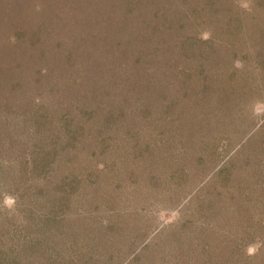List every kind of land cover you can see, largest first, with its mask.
<instances>
[{
	"label": "trees",
	"instance_id": "trees-1",
	"mask_svg": "<svg viewBox=\"0 0 264 264\" xmlns=\"http://www.w3.org/2000/svg\"><path fill=\"white\" fill-rule=\"evenodd\" d=\"M186 1L177 2L173 13H160L145 12L140 0H0V264H24L31 251L46 255L44 264H144V255L147 264H173V238L164 236V229L133 254L136 234L125 233L126 227L103 214L91 223H66L73 201L89 192L91 197L99 185L102 193L96 199L108 196L101 180L107 165L71 169L82 135H110L120 128L124 135H146L142 157L161 153L165 159L163 154L171 153L178 165L171 175L174 184L209 171L206 175L231 189L229 197L239 201H253L260 182L264 189V153L251 165L249 149L241 151L256 131L247 129L245 106L255 95L242 89L245 79L238 74H220L224 42L217 44L216 33L202 39L198 25L207 6L210 22L204 20L203 28L213 22L220 1H199L190 15L180 5ZM260 3L262 13L256 17L264 22V0ZM255 8L244 16L253 17ZM148 25L151 37L143 34ZM238 26L233 34L241 31ZM255 27L261 30L251 39L261 42L256 54L264 67V24ZM170 38L183 43L169 45ZM97 49L110 51L107 62L92 58ZM223 76L228 77L221 80ZM120 82L123 86L113 92ZM126 87L133 97L128 107L122 102ZM98 91L109 93L118 108L97 120L86 102L100 100ZM172 102L177 108L184 102L186 108L172 116ZM156 104L165 107L159 112ZM231 132L243 139L229 155ZM252 142L259 150L264 135ZM222 154L229 156L221 163ZM8 196L14 199L11 217L19 223L8 215ZM204 251L210 250L206 246ZM206 252L197 255L202 259Z\"/></svg>",
	"mask_w": 264,
	"mask_h": 264
},
{
	"label": "rangeland",
	"instance_id": "rangeland-1",
	"mask_svg": "<svg viewBox=\"0 0 264 264\" xmlns=\"http://www.w3.org/2000/svg\"><path fill=\"white\" fill-rule=\"evenodd\" d=\"M140 1H142V9L145 12H156L157 9H160V13L166 10L173 13L175 11L174 5L177 2L181 3V0ZM199 1L206 3L207 0H188L180 5L190 15L192 7L194 9V5ZM217 1L220 2L216 3L215 10H213V22L203 28L204 20L210 22L208 19L210 7L207 6L208 8L203 12L206 16L198 25L201 28L202 39L208 38L211 33H216L217 44L224 42L222 43L223 51L219 54L222 56L220 74H228V76L232 73L238 74L241 79H245L246 85L242 86V89L246 93L250 92L253 96L255 95L253 103H247L245 106H247L246 114L249 116L247 129L256 131L250 134L251 136H245L246 146L241 149V151L249 149L252 161L250 164L252 165L256 164L264 153V143L259 145V151L253 145L257 143L252 142V138L253 141L257 142L259 135H264V67L259 64L258 53L256 54V50L262 49L261 42L258 43L254 38L251 39L255 33L261 30V27L255 26L264 24L263 21L259 22L256 17L262 13L263 3H260L262 0ZM257 4L258 6H256ZM250 7H256L253 11V17L252 15L245 17L244 12H249ZM236 26H238L237 29L241 28L237 35L232 33ZM55 30L65 31L62 27H55ZM135 32L138 33L137 30ZM152 32V26L148 25L143 34L151 37ZM58 37L57 32L55 38ZM256 38L258 41H262L259 37ZM171 40L170 38L168 41L170 42L169 45L172 42L175 43V47L183 43L182 41L177 42L176 39ZM95 51L97 53L95 52L92 58L96 57L98 61L103 62L108 61L110 51L107 53L101 51L98 53V49ZM161 53L162 51L159 52L160 57H162ZM168 55L172 60V50L171 54ZM165 57L164 55L163 58ZM143 76L145 77V75ZM143 76L139 79L144 78ZM228 76L220 77V79H225ZM142 83L143 79L139 83L140 89ZM122 86L123 82L115 84L113 92L116 87ZM139 92L140 95L143 94L141 91ZM107 94L109 93L98 91L97 96L101 98L100 100L91 99L90 102H86L90 107L89 109L95 110L94 118L97 120L104 117V114L114 112L118 108V103L115 104L116 101H112L110 95L108 98ZM130 94L128 87H126L122 102L126 100L127 107L129 101L133 99ZM143 98L145 99L144 94ZM184 102L179 108H186V102ZM156 106L159 112L165 107L158 104ZM146 107L144 105V108ZM169 107H171L169 111L172 116L179 109L173 102ZM130 109L132 111V107ZM136 110L138 112L137 107ZM202 114H205L204 111ZM239 115H236L237 119ZM228 117L229 115H227ZM133 118L135 119L134 116ZM229 119L232 120L230 117ZM136 122L138 121L136 120ZM97 123L99 125V122ZM158 124L161 127V123L158 122ZM110 133V135L109 133L105 135H82L80 138L82 144L79 142L78 147L73 149L74 153L71 155L73 159L70 162L73 170L81 171L87 166H94L97 162L102 166L107 165L106 169L103 170L101 180L104 178L102 182L108 190V196L107 199L103 196L98 200L96 199V196L102 193L100 191L102 188L99 185L94 191L92 190L91 197L88 190L89 196L87 198L82 197V199L79 198L78 202L73 201L71 208L74 210L70 212L69 220L66 222L69 226L82 221L91 223L92 218L97 217L96 214L99 213L100 215L103 214L102 216L106 220H112L116 225L121 224V226L126 227L125 233L136 234L137 244L130 247L133 249V254L135 252L140 253L143 243L153 241L155 238L152 237L157 236L164 229V236L170 235L173 238L172 244L174 245L171 250L173 264H219V262L222 264H264V204L262 203L264 189L261 190L262 182L258 186H254L256 198H253L254 202L249 203L230 198L228 192L231 189L222 187L220 183H217V179H210L209 175H206L209 171L192 180L190 178L183 183L174 184L171 175L176 171L178 165L173 164L174 160L171 159L173 157L170 155L171 153H164L165 159H161V153L157 157H142V146L146 143L144 138L148 140L146 135H124L121 128L114 129ZM241 135H235V132H231L234 146L229 151V155L241 143L243 139ZM161 142L164 144L163 141ZM227 157L222 154L221 163ZM218 160L217 162H219ZM247 182L252 186L253 180L247 179ZM232 189L234 191L233 187ZM4 204L7 207L8 215L11 217L14 199L8 196ZM11 219H15L13 222H20V219H16V217H11ZM252 221L256 222L255 226ZM64 243L61 241V245ZM206 246L210 253L204 251ZM180 250H184L183 255ZM38 252L40 253L31 251L30 258L22 259L24 264L48 263V257L41 254V251ZM148 252L150 254L152 250ZM197 252H206L205 255L207 256L201 259L202 254L197 255ZM125 257L127 256L124 255L121 259L123 260ZM210 257L213 259L210 260ZM146 260L149 259L145 258L144 255L142 258V261H145L144 264H147ZM125 263L120 262V264Z\"/></svg>",
	"mask_w": 264,
	"mask_h": 264
}]
</instances>
